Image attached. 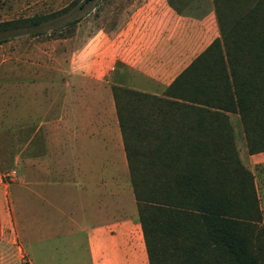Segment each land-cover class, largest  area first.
<instances>
[{
    "label": "crops",
    "instance_id": "0c3cea01",
    "mask_svg": "<svg viewBox=\"0 0 264 264\" xmlns=\"http://www.w3.org/2000/svg\"><path fill=\"white\" fill-rule=\"evenodd\" d=\"M219 35L211 0L201 13L175 0H143L116 28L84 41L77 69L64 80V125L51 120L37 151L30 143L36 130L12 152L0 144V236L21 241L24 232L32 242L40 221L46 237L79 247L89 264H149L113 88L161 95ZM226 113L238 155L253 174L264 226V150L250 153L243 129L235 131L238 113ZM190 118L167 116L179 121L170 123L173 133L190 132ZM10 160L22 168L13 181L5 178ZM34 197L51 210H33ZM16 203L24 208L19 213Z\"/></svg>",
    "mask_w": 264,
    "mask_h": 264
},
{
    "label": "trees",
    "instance_id": "16d2710c",
    "mask_svg": "<svg viewBox=\"0 0 264 264\" xmlns=\"http://www.w3.org/2000/svg\"><path fill=\"white\" fill-rule=\"evenodd\" d=\"M212 2L220 35L161 95L113 88L149 264H264L254 177L226 113H238L250 153L264 150V0ZM48 19L0 20V43ZM130 94L155 103L161 127L141 129ZM170 113L190 115V132L173 133ZM130 131L146 145L129 144Z\"/></svg>",
    "mask_w": 264,
    "mask_h": 264
},
{
    "label": "rangeland",
    "instance_id": "374dc122",
    "mask_svg": "<svg viewBox=\"0 0 264 264\" xmlns=\"http://www.w3.org/2000/svg\"><path fill=\"white\" fill-rule=\"evenodd\" d=\"M142 1L0 0V20L36 13L49 16L40 32L14 35L0 43V144L5 153L23 146L34 130L30 143L37 151L45 143L51 120L53 126L64 125V80L68 71L77 69L76 50L95 31L116 28ZM175 1L186 11L201 13L208 8L209 0ZM211 4L214 8L212 0ZM129 96L130 102L126 105L143 118L141 129L161 127L163 112L155 110L151 99ZM236 118L238 122L233 119L235 131L241 134V122L238 116ZM126 136L129 144L141 146L147 143L143 135L130 131ZM8 165L5 167L6 180H17L21 166L16 169L11 160ZM32 199L33 207L28 202L26 210L30 207L51 210L46 201ZM15 208L18 213L24 209L17 203ZM43 225L37 222L32 242L24 232L21 241L0 236V264H89L79 247L70 250L64 244V238L63 242H55L52 237H46Z\"/></svg>",
    "mask_w": 264,
    "mask_h": 264
}]
</instances>
